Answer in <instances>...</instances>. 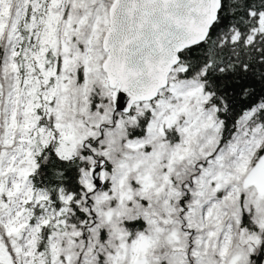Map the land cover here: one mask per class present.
Masks as SVG:
<instances>
[{"label": "snow or ice", "instance_id": "1", "mask_svg": "<svg viewBox=\"0 0 264 264\" xmlns=\"http://www.w3.org/2000/svg\"><path fill=\"white\" fill-rule=\"evenodd\" d=\"M0 264H264V0H0Z\"/></svg>", "mask_w": 264, "mask_h": 264}]
</instances>
